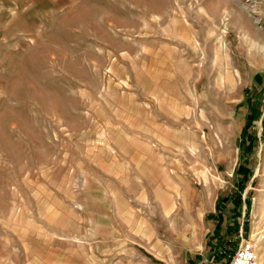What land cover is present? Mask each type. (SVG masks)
Here are the masks:
<instances>
[{
  "label": "rangeland",
  "instance_id": "1",
  "mask_svg": "<svg viewBox=\"0 0 264 264\" xmlns=\"http://www.w3.org/2000/svg\"><path fill=\"white\" fill-rule=\"evenodd\" d=\"M240 233L264 259V0H0V264H228Z\"/></svg>",
  "mask_w": 264,
  "mask_h": 264
},
{
  "label": "built area",
  "instance_id": "2",
  "mask_svg": "<svg viewBox=\"0 0 264 264\" xmlns=\"http://www.w3.org/2000/svg\"><path fill=\"white\" fill-rule=\"evenodd\" d=\"M241 239L228 264H264L255 249L253 242L245 240L240 233Z\"/></svg>",
  "mask_w": 264,
  "mask_h": 264
},
{
  "label": "trees",
  "instance_id": "3",
  "mask_svg": "<svg viewBox=\"0 0 264 264\" xmlns=\"http://www.w3.org/2000/svg\"><path fill=\"white\" fill-rule=\"evenodd\" d=\"M245 181L247 182V179H246V178H245ZM238 228H239V227L236 225V226H235V228H234V230L236 229L235 231H237V230H238ZM232 231H233V228H232ZM231 252H232V251H231ZM229 255L231 256L230 252H229ZM229 259H230V257L228 258V260H227V261H229Z\"/></svg>",
  "mask_w": 264,
  "mask_h": 264
},
{
  "label": "bare ground",
  "instance_id": "4",
  "mask_svg": "<svg viewBox=\"0 0 264 264\" xmlns=\"http://www.w3.org/2000/svg\"><path fill=\"white\" fill-rule=\"evenodd\" d=\"M225 31V30H224ZM260 237V236H259ZM262 238V236L259 238V239H261Z\"/></svg>",
  "mask_w": 264,
  "mask_h": 264
}]
</instances>
